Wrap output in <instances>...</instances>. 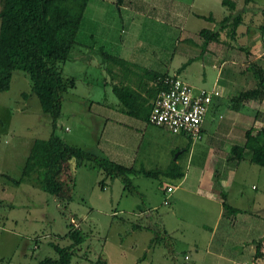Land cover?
Here are the masks:
<instances>
[{
    "label": "crops",
    "instance_id": "0c3cea01",
    "mask_svg": "<svg viewBox=\"0 0 264 264\" xmlns=\"http://www.w3.org/2000/svg\"><path fill=\"white\" fill-rule=\"evenodd\" d=\"M241 1V7L236 3L234 11L241 12L243 15V22L238 26L236 35L229 39L226 31H223L221 40L217 42L218 46H215V41H211L203 51V38L199 34L203 27L192 30L186 27L187 21L193 17L214 23L215 21L207 18L211 14L217 20L222 19L231 13L228 6L223 4V0H220V3L228 8V13L219 18L210 9L208 11L202 8L192 10L195 0L185 2L183 0H123L120 4L118 0H90L78 32L77 43L72 50L75 51L76 57L84 59L91 57V54L86 52L88 49L94 50L97 54L100 53L105 59H107L105 54L116 57L115 68H107L110 80L106 78L105 82L111 84L113 94L116 84L132 88L139 100L133 106L140 111L144 110L146 103L154 102L157 96L154 94L157 87L151 80L156 72L177 73L192 85L189 80L191 64L196 60L207 59L209 55L214 57L211 60L213 66L218 67L220 76L218 75L219 77L215 79L212 88L219 89L222 95L213 99L203 122L202 136L198 141L206 136L209 146L206 150H200L206 153L199 163H193V158L189 163L190 157H194L196 142L192 143L188 134L172 133L162 126L151 124L143 116L130 114L129 109L123 105L116 93L118 100L113 99L111 103L100 105L103 112L99 114L104 123L98 131L86 130L84 136L82 131L69 133L66 137L59 134L69 144L102 152L111 160L125 166H132L135 169L162 170L155 178L160 179L163 184L160 187L163 195L166 187L173 186V193H175L173 213L175 214L178 213L177 204L180 199L185 197L192 199L189 202L196 207L194 211L200 220L164 222V228L174 240L178 264H264V257H256L259 243L264 242V220H254L257 218L255 214L247 218L251 213L245 207L247 203L250 206L262 203L263 190L262 193H254L253 190L258 188L255 184L251 185L242 178L237 180L239 165L244 161L252 163L251 152L245 149L243 158L239 159L233 151V146L245 145V133L248 128L264 126V114H262L264 100L260 102L241 98L240 90L248 87L235 90V87L239 86L236 75L227 74L231 66L239 65L242 56L249 55L244 60V62L247 61V65L251 62L263 63L261 60H264V29L257 20L259 17L264 18V7H257L252 0ZM110 5H115L117 10L112 12ZM118 14L122 18L121 36L117 38L115 35L116 38H114L113 35L112 38L111 33L116 25L114 21L107 18L114 17L112 20H115ZM153 20L168 27L161 32L155 30L154 27L149 26ZM137 24L146 29L153 28V30L144 38L135 41L133 29ZM112 39L113 44L115 41L121 44L120 51L117 53H109L107 50L108 43ZM133 42L137 43L133 45ZM144 42H147L149 46L155 44L156 48L174 47L175 52L180 47L184 55L190 54L192 45L197 46L199 51L189 57L193 61L185 68L178 71L189 58L182 61L181 65L172 72L169 66H166L167 62L163 65L162 61L153 62L150 58H143L141 61L136 59V52L124 50L131 45H133L132 49H137L139 44L144 46ZM215 49L218 50L216 55ZM262 65L264 66V63ZM147 71L150 73L149 77L144 76ZM21 75L28 77L25 76L26 74ZM194 88L196 91L206 89L205 87ZM93 105L94 102L87 107L90 112ZM212 110H219L220 114L218 122L214 123L216 127L206 123L208 114ZM65 130L68 131V127H65ZM34 141V139L31 141L24 153L27 154L26 158L31 152ZM174 163L175 166H173ZM84 166L92 167L91 164H85L76 169V185L83 173L81 169H86L83 168ZM10 170L0 166V175L6 176ZM93 173L96 175V172ZM133 180L140 189V184L136 183L134 178ZM166 183L168 184L165 185ZM31 185L33 186L32 183ZM178 189L182 192L178 193ZM124 192L128 193L126 190ZM225 201L232 206L231 209H225ZM234 208L238 211H234ZM260 210L264 211V208L260 207ZM71 217L75 219L76 225L81 227L79 220L74 216ZM175 221L178 222L175 223ZM181 222L185 223V226L181 225ZM130 225L132 229L129 232V241L123 242L121 239L117 245L122 258H130L128 262L125 261L126 263L123 261L124 264H174L164 244L156 238L152 225L134 224V222ZM137 244L140 246L134 253L132 249ZM93 261L97 264H114L110 260L109 251L102 252Z\"/></svg>",
    "mask_w": 264,
    "mask_h": 264
},
{
    "label": "rangeland",
    "instance_id": "374dc122",
    "mask_svg": "<svg viewBox=\"0 0 264 264\" xmlns=\"http://www.w3.org/2000/svg\"><path fill=\"white\" fill-rule=\"evenodd\" d=\"M185 1L183 0V2ZM235 2L241 7V0H235ZM252 2L257 7H264V0H252ZM109 8L112 12L117 10L115 5H110ZM201 8L206 11L210 9L218 18L228 13V8L222 6L220 0H195L192 10ZM107 19L114 21V25H116L111 37L113 35H116L117 38L120 37V25H122L120 15L118 14L115 20H112L114 17ZM257 21L264 25V18L259 17ZM216 25V22L210 23L206 19L191 17L187 21L186 27L193 30L200 27L215 28ZM149 26L160 32L168 27V25H162L154 20ZM142 30L144 32H141ZM151 30L153 28L146 29L139 24L135 25L133 29L136 36L135 41L144 38ZM136 43L133 42V45ZM144 43L145 47L143 44H139L137 49H132L133 45H131L124 50L136 52V59H141V61L143 58H150V61L153 62L162 61L163 65L167 62L166 66L168 65L172 72L181 65L182 61L199 51L197 46L192 45L190 54L184 55L180 47L175 52L174 47L163 49L156 48L155 44L149 46L147 42ZM214 44L218 46L217 41ZM141 46L143 48L139 49ZM120 47L121 44L117 41L113 44L112 39L108 43L107 50L109 53H117L120 51ZM214 51L215 55L218 54L217 49ZM86 52L90 53L91 57L84 59L76 57L75 51H72L70 59L61 65L63 76L65 78L74 77L77 82L76 86L65 94L62 115L58 120L57 133L65 135V137L69 133L73 134L79 131H82L83 136L86 134V130L98 131L104 123L99 114L103 112L100 105L111 103L113 99L118 100L111 90V84L105 82L106 78L110 80L107 68H115V60L105 59L94 50L88 49ZM246 57L248 58L249 55ZM246 57L242 56L239 65L231 66L227 72L229 75H236L239 86L235 87V90L254 84V78L251 77L253 73L249 70L247 61L244 62ZM211 58L214 57L209 55L207 59L196 60L191 64L189 80L194 87H205L210 90L215 79L220 76L219 69L213 66ZM261 62L264 63V60ZM21 74L26 73L16 71L10 89L0 91V166L11 169L6 176L0 175V264H38V261L46 256H57L52 242L61 246L70 243V239L65 236V233L72 228L71 216L76 217L81 223V229L86 239L77 249L70 264H97L93 260H96L97 256L104 251H109L110 260L114 264L128 262L130 258H122L117 245L121 239L123 242L129 241L128 236L132 229L130 224L133 222L163 229L164 222L168 220H200L194 211L196 207L189 202L192 199L186 197L178 201V213H173L175 193L170 198V203L165 204L164 195L160 190L163 184L160 179L155 177L134 176L135 182L140 184L143 193V197H139L135 194L125 193L120 178H106L105 184H101L105 175L92 165V167L84 166L83 168L86 169H81L83 173L75 187L74 199L67 206L59 205L54 195L41 187L32 186L27 181L14 183L12 178L19 179L22 176V166L27 159L25 156L27 154L24 153L31 141L46 139L52 132L49 115L44 113L39 98L30 89V77L26 74L27 79ZM194 89L196 90V88ZM25 92L26 95H24ZM92 102L94 105L90 112L87 107ZM219 115V110L210 111L206 123L216 127L214 123L218 122ZM65 127H68V131L65 130ZM197 141L195 149L193 148L195 150L194 157H190L189 163L192 158L193 163H199L206 153L200 150H206L209 146L206 136L201 141ZM93 172H96V175ZM238 172L237 180L242 178L243 181L246 180L251 185L255 184L258 187L253 190L254 193L258 192L259 194L263 190L262 203L251 204V206L248 203L245 204L246 210L251 213L247 218L255 214L257 218L254 220H264V211L260 210V207L264 208V167L244 161L239 165ZM181 192L182 190L178 189V193ZM225 219L229 220L228 217ZM177 222L175 221V223ZM180 224L185 226V223L181 222ZM57 234H60L61 237ZM139 246L140 244H137L132 249L134 253L139 249Z\"/></svg>",
    "mask_w": 264,
    "mask_h": 264
},
{
    "label": "trees",
    "instance_id": "16d2710c",
    "mask_svg": "<svg viewBox=\"0 0 264 264\" xmlns=\"http://www.w3.org/2000/svg\"><path fill=\"white\" fill-rule=\"evenodd\" d=\"M89 1L0 0V91L10 89L16 71H24L30 77L31 91L39 98L44 113L51 119L52 126L48 138L34 141L22 168V176L13 181L17 184L21 181H29L41 187L53 194L61 206H67L74 199L76 169L82 165L91 164L98 168L105 175L101 184L106 178H120L124 190L139 197H143V193L134 183V176L157 177L162 172L160 169H135L132 166H125L111 160L102 152L69 144L57 133L65 94L77 83L74 77L63 76L61 65L71 57ZM122 1L118 0V4ZM223 4L228 6L231 13L220 20L215 19L211 14L207 18L215 21L216 27H203L199 32L203 38V51L211 41H220L223 31H226L228 38L232 39L236 35L238 26L243 22L242 13L234 12L236 10L234 0H223ZM105 57L109 60H117L111 54H105ZM191 61L193 59L189 58L178 71ZM248 68L253 73L254 84L241 89L239 96L246 100L254 99L261 102L264 100V66L261 63L251 62ZM145 73L144 76L149 77V71ZM173 76L178 75L156 72L151 79L157 87L154 94L158 96L162 90L167 89L168 79ZM114 91L123 105L129 109L130 114L143 116L149 120L157 96L154 102L146 103L144 110L140 111L133 106L139 100L132 88L116 84ZM245 137V145L233 146L236 156L242 159L247 149L251 152L252 163L264 167V126L248 128ZM224 207L226 210L232 208L226 201ZM234 211L238 210L234 208ZM153 229L156 238L164 244L174 264H178L172 236L165 228ZM58 236L61 237L60 234ZM65 236L70 239V243L61 246L52 242L57 256H46L40 259L38 264L71 263L86 237L81 227L75 224H72V228L65 233ZM263 243H259L256 254L258 258L264 257Z\"/></svg>",
    "mask_w": 264,
    "mask_h": 264
},
{
    "label": "built area",
    "instance_id": "2783aa9c",
    "mask_svg": "<svg viewBox=\"0 0 264 264\" xmlns=\"http://www.w3.org/2000/svg\"><path fill=\"white\" fill-rule=\"evenodd\" d=\"M168 88L157 96L150 113L149 122L162 126L172 133H185L195 143L202 136V126L210 110L213 99L221 96L217 88L196 91L180 76L168 79ZM174 191L173 186L164 190V203L169 204ZM71 222L76 225L74 218Z\"/></svg>",
    "mask_w": 264,
    "mask_h": 264
},
{
    "label": "water",
    "instance_id": "95a60500",
    "mask_svg": "<svg viewBox=\"0 0 264 264\" xmlns=\"http://www.w3.org/2000/svg\"><path fill=\"white\" fill-rule=\"evenodd\" d=\"M71 218H73V217H71Z\"/></svg>",
    "mask_w": 264,
    "mask_h": 264
}]
</instances>
